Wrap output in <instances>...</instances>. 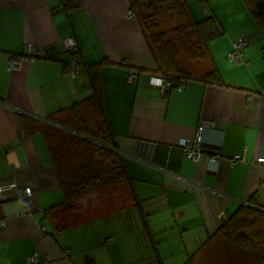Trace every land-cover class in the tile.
Returning <instances> with one entry per match:
<instances>
[{
	"label": "crops",
	"instance_id": "0c3cea01",
	"mask_svg": "<svg viewBox=\"0 0 264 264\" xmlns=\"http://www.w3.org/2000/svg\"><path fill=\"white\" fill-rule=\"evenodd\" d=\"M129 9L127 0H84L71 11L60 0H0V183L31 188L28 196L0 190V264H26L34 252L38 264H184L191 257L193 264H217L221 223L251 200L264 207V165L255 162L264 157V28L241 0H190L191 18L214 16L223 34L198 60H179L187 73L182 90L162 92L148 82L157 63ZM69 35L85 65L76 76L68 72L70 52L54 48ZM241 36L250 40L241 56L248 65L227 59ZM27 44L41 54L9 69L10 57ZM97 63L130 182L83 195L75 210L62 212L47 144L29 129L92 95L87 67ZM213 68L220 83L202 81ZM128 70L138 73L137 82L126 81ZM80 110L96 124L89 108ZM202 122V153L191 161L177 143ZM212 153H219L216 165L206 162ZM236 154L243 161L231 166Z\"/></svg>",
	"mask_w": 264,
	"mask_h": 264
},
{
	"label": "trees",
	"instance_id": "16d2710c",
	"mask_svg": "<svg viewBox=\"0 0 264 264\" xmlns=\"http://www.w3.org/2000/svg\"><path fill=\"white\" fill-rule=\"evenodd\" d=\"M84 0H60L65 11L76 10ZM134 17L143 28L145 41L157 63L152 72L165 79L178 81L187 76L185 70L179 67V59L183 57L189 62L201 58V52L207 54V42L221 36L223 29L214 16H206L195 21L191 18L187 3L190 0H127ZM250 11L254 21L264 28V0H241ZM169 12L174 25L170 30L159 29L156 19L158 15ZM99 63L87 67L92 95L84 98L81 103H74L60 119H48L58 125L57 131L71 138L70 142L77 148L85 149L87 157L78 165L67 167L62 161L65 153L61 143H51L54 128L46 122H33L29 131H40L47 144V149L61 189L64 201L61 211L73 210L71 199L79 198L93 191L106 189L107 186L130 182L122 158L116 152L115 135L107 119L99 85ZM205 83H220L218 72L213 68L201 75ZM89 108L96 117V124L89 128L80 113V106ZM63 120V124H58ZM93 149L101 152L107 160V168H101L93 156ZM109 164V165H108ZM67 167V168H66ZM264 229V207L254 201L247 202L225 219L217 230V234L225 235L230 231ZM184 264H193L192 257Z\"/></svg>",
	"mask_w": 264,
	"mask_h": 264
},
{
	"label": "built area",
	"instance_id": "2783aa9c",
	"mask_svg": "<svg viewBox=\"0 0 264 264\" xmlns=\"http://www.w3.org/2000/svg\"><path fill=\"white\" fill-rule=\"evenodd\" d=\"M203 12H207L208 8L204 6L202 8ZM129 17H134L133 11H128ZM250 44V40L247 37H238L232 43L231 50L227 53V59L233 64L244 63L246 65L249 64V61H243L241 56L243 54L244 48H246ZM56 50L68 51L71 54V58L68 62V72L72 76H76L78 69L81 66H85L82 58V54L80 52L79 44L74 35H69L63 38L60 41L59 45L54 47ZM40 51H38L33 45L27 44L25 46L24 52L19 56L10 57L8 60V68L15 69L21 65V62L25 59L38 57L40 55ZM122 64H126V61H122ZM126 81L127 82H137L138 73L132 70H128L126 73ZM148 82L150 85L155 86L160 89V91L164 92L168 89H179L182 90L184 88V81H172L165 79L163 76L159 74L151 73L148 76ZM15 110L19 113H22L21 110L15 108ZM203 122L200 123L195 131V134L192 138H181L177 145L182 149L185 154V157L191 161H197L200 157L201 151V131H202ZM219 160V153H212L206 155V162L211 165H216ZM243 161V157L241 154H236L229 159V163L231 166L235 165L238 162ZM255 162L264 165V157H256ZM261 186L264 187V180L261 181ZM6 188H14L19 196H28L31 194V188L29 186L17 187L16 184L12 181H5L0 183V190ZM246 204V203H244ZM6 222L4 220H0V227H4ZM107 243H110L111 239L107 238ZM38 253H30L27 255L25 259L26 264H38Z\"/></svg>",
	"mask_w": 264,
	"mask_h": 264
},
{
	"label": "rangeland",
	"instance_id": "374dc122",
	"mask_svg": "<svg viewBox=\"0 0 264 264\" xmlns=\"http://www.w3.org/2000/svg\"><path fill=\"white\" fill-rule=\"evenodd\" d=\"M159 29L170 30L174 21L169 12L158 15L156 19ZM183 60L181 57L179 60ZM186 60V59H185ZM89 128L94 126L91 117L86 114L83 115ZM54 128L51 129L52 138L51 143L56 145L61 143L63 151L62 161L67 167L70 165H78L87 157L85 149L77 148L72 142L71 138L64 133L57 131L56 123L48 122ZM60 120L58 124H63ZM93 156L98 160L101 168H107V160L103 157L100 151L93 149ZM109 165V164H108ZM66 167V168H67ZM72 208L75 210L77 199L72 198ZM222 240V245H217L216 252L217 264H264V229H250L240 231H230L225 235H218ZM209 264H215L213 258L210 259Z\"/></svg>",
	"mask_w": 264,
	"mask_h": 264
}]
</instances>
